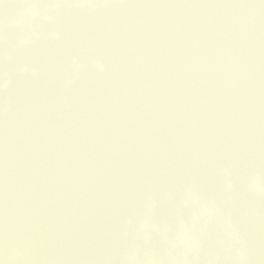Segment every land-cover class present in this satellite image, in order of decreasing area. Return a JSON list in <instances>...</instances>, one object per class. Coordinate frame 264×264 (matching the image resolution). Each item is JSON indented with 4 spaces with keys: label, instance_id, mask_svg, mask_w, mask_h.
<instances>
[{
    "label": "water",
    "instance_id": "obj_1",
    "mask_svg": "<svg viewBox=\"0 0 264 264\" xmlns=\"http://www.w3.org/2000/svg\"><path fill=\"white\" fill-rule=\"evenodd\" d=\"M0 264H264V0H0Z\"/></svg>",
    "mask_w": 264,
    "mask_h": 264
}]
</instances>
